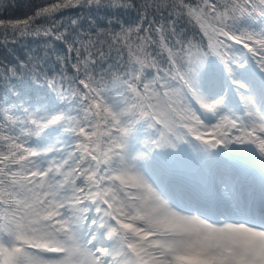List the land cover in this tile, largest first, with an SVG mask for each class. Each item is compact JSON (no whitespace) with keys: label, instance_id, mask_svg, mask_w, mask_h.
<instances>
[{"label":"snow or ice","instance_id":"snow-or-ice-1","mask_svg":"<svg viewBox=\"0 0 264 264\" xmlns=\"http://www.w3.org/2000/svg\"><path fill=\"white\" fill-rule=\"evenodd\" d=\"M79 7L106 19L57 18ZM33 35L73 75L0 61V264H264V0L0 19V47Z\"/></svg>","mask_w":264,"mask_h":264},{"label":"trees","instance_id":"trees-1","mask_svg":"<svg viewBox=\"0 0 264 264\" xmlns=\"http://www.w3.org/2000/svg\"><path fill=\"white\" fill-rule=\"evenodd\" d=\"M54 2V0H0V19L3 20H16L24 19L32 15L38 8L46 6ZM58 19H62L67 23L71 19H78L83 28H87L89 21L95 19L99 22H103L106 19V13L103 11L89 10L87 7H79L64 10L57 14ZM123 20L129 22H134L135 17L133 15H124ZM151 19V17H150ZM38 25L44 23L43 21H37ZM47 27V24H44ZM179 27L183 30L185 39H191L193 43H198L200 41L199 32L190 24L181 21ZM48 48H54V52L47 53V61L44 65L45 71L49 73V76H56L59 78V73L64 71L71 77L73 75L71 70V63L73 62V57L68 54L67 48L64 44L59 41H53L49 37L43 35L40 36H28L20 39L16 44L9 45L7 48L0 47V61L7 60H18L26 57L27 54H45V50ZM156 51V49H150ZM55 53H59L62 56H67L69 60V65L65 68L62 64H57L55 62ZM115 57V53L112 54ZM125 58H127V53H124ZM158 60L163 63V57L157 56ZM26 79L31 80L32 77H27ZM38 87L40 89H45L47 87L44 78L38 82Z\"/></svg>","mask_w":264,"mask_h":264}]
</instances>
